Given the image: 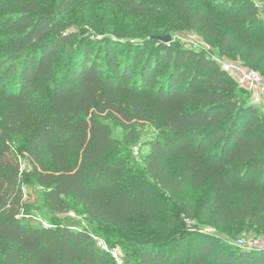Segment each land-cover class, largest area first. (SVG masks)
<instances>
[{
  "label": "trees",
  "instance_id": "trees-1",
  "mask_svg": "<svg viewBox=\"0 0 264 264\" xmlns=\"http://www.w3.org/2000/svg\"><path fill=\"white\" fill-rule=\"evenodd\" d=\"M76 1L0 0V264H117L92 227L70 219L37 225L25 177L49 213H67L70 200L90 224L109 228L115 238L105 242L124 249L122 264H264V248L232 245L243 233L264 235L259 108L203 51L152 39L167 27L122 47L68 31L72 24L54 14ZM85 1L166 18L264 79L254 0ZM108 121L125 132L122 140ZM146 125L156 135L142 167L112 162ZM204 189L194 205L188 194ZM207 217L214 235L186 228L184 219Z\"/></svg>",
  "mask_w": 264,
  "mask_h": 264
},
{
  "label": "rangeland",
  "instance_id": "rangeland-1",
  "mask_svg": "<svg viewBox=\"0 0 264 264\" xmlns=\"http://www.w3.org/2000/svg\"><path fill=\"white\" fill-rule=\"evenodd\" d=\"M257 6V13L260 19V25L264 26V6L259 0H254ZM50 5L54 8L51 3ZM54 19L65 25L72 24L68 27V31H73L79 33V36H86L93 41H110L111 43L118 44L117 47H122L121 45L126 42L135 41V39L147 38L153 35L154 31L161 30L163 28H169L170 33L160 34L162 37L170 36L171 41L174 45L181 47L183 49L200 52L203 51L207 57L212 60H228L235 61L242 64L238 59H228L220 58L217 55L215 46L208 40L204 39L201 35L195 32L182 30L178 25H173L168 23V19H150L146 17H135L130 16L121 9H112L106 5L103 1L96 4H89L85 0H77L66 12H58L54 14ZM136 42V41H135ZM137 43V42H136ZM114 44V45H115ZM98 47H91V53L98 51ZM124 52V50H123ZM101 51V55H102ZM102 63V58L100 59ZM247 96L245 95L244 98ZM260 113L264 115V109H258ZM108 123L113 129V134L119 140H122L124 136L123 130L120 127L113 125L110 121ZM156 135V128L154 125H146L142 129L137 131V140L128 146L122 144L123 152L115 155L114 160L118 158H125L126 164L129 168H139L142 167V159L146 153H148L150 147V141ZM19 156L21 169L24 173L31 172V164L27 160L26 154L20 150H17ZM27 180L22 187L24 193V200L27 205L33 210L35 216L37 217V225L39 226H51L52 221L70 219L78 222L82 226L92 227L95 232L96 240L100 241L109 250H114L118 252L119 257L124 254V249L121 247L111 248L105 242V238L114 239L115 235L108 233L106 227H98L90 224L87 221L86 215L81 209H79L72 201H67L68 211L65 214L53 215L49 213L43 202L42 191L34 184L32 181L25 177ZM207 190H192L188 197L193 200L194 205H199L207 197ZM187 229L197 230L204 235H214L215 231L211 227L213 222L210 217H207L201 221H189L184 219ZM104 233L102 236L100 233ZM264 235L257 236L253 232L243 233L237 237V239L232 243L234 247L237 246V241L243 239L246 243L253 240H261Z\"/></svg>",
  "mask_w": 264,
  "mask_h": 264
},
{
  "label": "built area",
  "instance_id": "built-area-1",
  "mask_svg": "<svg viewBox=\"0 0 264 264\" xmlns=\"http://www.w3.org/2000/svg\"><path fill=\"white\" fill-rule=\"evenodd\" d=\"M220 69L226 73L237 85V87L249 95L250 103L258 108L264 109V79L255 71L243 66L235 61L215 60ZM97 246L109 252L116 260L117 264H122L118 252L109 250L103 243L96 240ZM238 247L249 249L264 248V238L261 240H253L246 243L243 239L237 241Z\"/></svg>",
  "mask_w": 264,
  "mask_h": 264
},
{
  "label": "water",
  "instance_id": "water-1",
  "mask_svg": "<svg viewBox=\"0 0 264 264\" xmlns=\"http://www.w3.org/2000/svg\"><path fill=\"white\" fill-rule=\"evenodd\" d=\"M153 40L155 41H159V42H162V43H169L171 41V38L170 36H164V37H152ZM221 237L225 238L226 240H228V237L221 234Z\"/></svg>",
  "mask_w": 264,
  "mask_h": 264
}]
</instances>
